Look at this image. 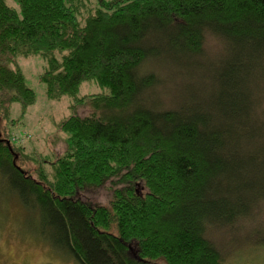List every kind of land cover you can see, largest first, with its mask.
<instances>
[{
  "label": "trees",
  "instance_id": "obj_1",
  "mask_svg": "<svg viewBox=\"0 0 264 264\" xmlns=\"http://www.w3.org/2000/svg\"><path fill=\"white\" fill-rule=\"evenodd\" d=\"M15 1L0 0V113L35 102L10 66L34 54L47 97L70 95L74 113L58 122L65 149L34 173L0 133V198L80 264H233L223 247L264 249V0ZM193 67L208 79L193 83ZM88 79L107 92L79 96Z\"/></svg>",
  "mask_w": 264,
  "mask_h": 264
},
{
  "label": "rangeland",
  "instance_id": "obj_2",
  "mask_svg": "<svg viewBox=\"0 0 264 264\" xmlns=\"http://www.w3.org/2000/svg\"><path fill=\"white\" fill-rule=\"evenodd\" d=\"M6 2L20 12L15 0ZM213 45L214 41L211 40L206 46ZM223 45L224 48L221 46L216 51L213 60L228 55L229 49L227 45ZM10 66L21 68L27 85L36 92V100L26 109L19 103H13L8 116L0 113V133L4 138L21 143L23 147L21 155L24 151L29 158H18L16 162L34 173L42 161L54 158L65 149L68 134L58 127V122L74 113L72 97L70 95H64L60 99L47 97L45 84L40 78L46 68V61L41 55L17 56ZM192 71L191 79L196 85L208 79L205 69L193 67ZM105 92L106 88L95 80L88 79L81 84L79 96ZM181 94L183 93L180 92L179 95ZM85 111L80 109L81 113ZM9 198H0V264H80L73 256L58 250L44 237L39 231L40 218L33 210L30 212L16 199L10 196ZM252 225L245 223V226H241V231ZM211 232L218 245L224 246L229 243L231 238L229 230L224 231L223 227L219 226ZM237 238L235 234L233 243L238 240ZM222 251L228 254L233 264H264V249L244 246L234 248L233 245H229L223 247ZM130 254L135 256L132 251Z\"/></svg>",
  "mask_w": 264,
  "mask_h": 264
}]
</instances>
